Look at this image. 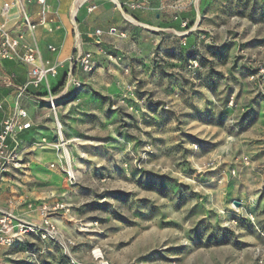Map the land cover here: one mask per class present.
Masks as SVG:
<instances>
[{"label": "rangeland", "instance_id": "374dc122", "mask_svg": "<svg viewBox=\"0 0 264 264\" xmlns=\"http://www.w3.org/2000/svg\"><path fill=\"white\" fill-rule=\"evenodd\" d=\"M139 2L167 19L133 24L131 88L60 114L57 237L8 264H264V0Z\"/></svg>", "mask_w": 264, "mask_h": 264}, {"label": "crops", "instance_id": "0c3cea01", "mask_svg": "<svg viewBox=\"0 0 264 264\" xmlns=\"http://www.w3.org/2000/svg\"><path fill=\"white\" fill-rule=\"evenodd\" d=\"M128 1L43 0L41 3L38 0H21L35 25L29 31L22 21L18 0H0V25L3 24L12 33L20 35L23 42L36 43L42 60L48 65H57L56 75L48 78L51 88H56L67 76H72L81 83V88L74 95L70 91L60 93H66V99H61L55 110L44 105L40 99L43 87H29L21 97V105L27 113L23 121L28 122L29 126L18 134L16 152L21 167L15 168L9 164L0 177V215L11 213L23 223L41 224L42 207L52 202L54 189H58L53 178H57L56 167L61 166V156L63 157L58 145L54 143L56 120L61 125L59 117L63 115L60 114L69 110L72 114L79 115L92 108L100 109L102 102L92 95L93 91L110 94L131 88V77L126 74V70L129 60L137 56L130 51L133 24L147 29H161L159 25L164 24L167 18L151 24L149 11L155 8V2H149L143 11H130L125 6ZM4 3L8 4L6 11ZM154 17H158V14L155 13ZM96 30H100V35H96ZM48 46L55 50H49ZM81 53L91 55L95 65L93 71L86 72L79 63L72 61ZM105 69H108L107 73ZM26 78L25 65L0 59V126L14 114L13 102L17 87ZM36 97L40 101L35 100ZM260 123L264 125L261 120ZM255 157L257 161L264 162V152ZM49 219L52 221L50 217ZM27 235L38 236L28 233L20 236L11 247L0 245V258L3 259L5 251L24 243ZM45 245L48 250H52L47 240Z\"/></svg>", "mask_w": 264, "mask_h": 264}, {"label": "built area", "instance_id": "2783aa9c", "mask_svg": "<svg viewBox=\"0 0 264 264\" xmlns=\"http://www.w3.org/2000/svg\"><path fill=\"white\" fill-rule=\"evenodd\" d=\"M43 2V0H38ZM18 5L22 10V21L29 31H32L35 25L27 15L21 0H18ZM128 8H140L139 0H130L125 3ZM4 10L8 8V4L4 3ZM96 35H100V30L95 31ZM49 50H55L54 47L48 46ZM0 59H8L17 61L27 67L26 81L17 87V95L13 102L15 112L10 117L6 118L0 126V177L6 171L7 166L11 164L15 168L21 167V161L18 158L16 148L18 146V134L29 126L28 122L23 121V118L27 116L26 110L21 105V97L26 93L28 87L39 88L43 87L44 94L41 95V100L50 109L55 110L60 100L66 99V93L60 95L61 92L67 91L75 93L81 88L80 81L76 80L72 76H67L62 89L58 93H53L52 88L48 82L49 76H55L57 73V65L46 64L41 56L36 43H25L22 41V37L18 34L12 33L3 24L0 25ZM81 65L82 69L86 72L94 70L95 65L91 60L89 53H81L77 55L72 61ZM195 63V61H194ZM258 80V79H257ZM259 81V80H258ZM261 82V81H260ZM56 120V129L58 137L54 143H57L58 147H65L66 142L62 138L61 127ZM66 149V147H65ZM69 166V163L66 162ZM68 179L74 177L70 167L65 170ZM64 208L62 204L55 207V209ZM47 208L42 207L43 220L39 225L26 224L15 219V216L11 213H2L0 215V245L11 247L20 236L34 233L40 238L56 239L57 228L49 219V215L46 213ZM63 254L70 258L67 247L63 248ZM95 258H102L100 253L92 251ZM74 264L73 261L70 262ZM0 264H8L6 261L0 258ZM101 264H107L102 263Z\"/></svg>", "mask_w": 264, "mask_h": 264}, {"label": "trees", "instance_id": "16d2710c", "mask_svg": "<svg viewBox=\"0 0 264 264\" xmlns=\"http://www.w3.org/2000/svg\"><path fill=\"white\" fill-rule=\"evenodd\" d=\"M64 82L59 83L56 88H52L53 93H55V94L58 93L62 89ZM28 88L26 90H28ZM43 94H44V92L41 95H43ZM71 94L74 95V93H71Z\"/></svg>", "mask_w": 264, "mask_h": 264}, {"label": "bare ground", "instance_id": "6f19581e", "mask_svg": "<svg viewBox=\"0 0 264 264\" xmlns=\"http://www.w3.org/2000/svg\"><path fill=\"white\" fill-rule=\"evenodd\" d=\"M59 125H60V124H59ZM59 127H61V125H60ZM55 144H57V143H55ZM57 145H58V144H57ZM58 146H60V145H58ZM62 147H63V148H61V154L63 155L64 160L68 162V160H69L68 152H67V150L65 149L64 146H62Z\"/></svg>", "mask_w": 264, "mask_h": 264}, {"label": "water", "instance_id": "95a60500", "mask_svg": "<svg viewBox=\"0 0 264 264\" xmlns=\"http://www.w3.org/2000/svg\"><path fill=\"white\" fill-rule=\"evenodd\" d=\"M233 203H234V205H236V206L238 205V202H237V201H233Z\"/></svg>", "mask_w": 264, "mask_h": 264}]
</instances>
